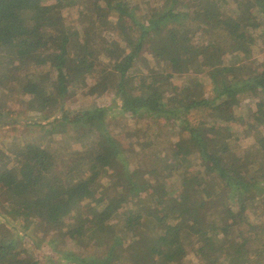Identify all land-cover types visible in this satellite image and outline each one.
<instances>
[{
	"label": "trees",
	"instance_id": "obj_1",
	"mask_svg": "<svg viewBox=\"0 0 264 264\" xmlns=\"http://www.w3.org/2000/svg\"><path fill=\"white\" fill-rule=\"evenodd\" d=\"M255 31L264 47V0H0V128L15 131L0 145V264H264L246 216L264 208V163L222 124L264 96ZM102 79L107 106L92 99ZM131 117L126 148L114 131Z\"/></svg>",
	"mask_w": 264,
	"mask_h": 264
},
{
	"label": "rangeland",
	"instance_id": "obj_2",
	"mask_svg": "<svg viewBox=\"0 0 264 264\" xmlns=\"http://www.w3.org/2000/svg\"><path fill=\"white\" fill-rule=\"evenodd\" d=\"M228 7V5H227ZM218 6H215L210 13L214 16H216L218 14ZM144 12H147V10ZM69 13H75L74 11L69 12ZM74 14L71 16V18H74ZM253 36V37H252ZM252 39H253V45H252V52H253V56L255 57L254 61H256L255 63L257 65L261 64L263 62L264 59V47H263V43H262V38L260 36V31H255L252 32ZM249 38V36L247 37V39ZM200 39L197 40L198 41ZM195 41V42H196ZM200 43V42H196ZM211 61L212 62H218L221 61V56L219 57H215L214 55H212V53L208 54ZM166 62L170 65H175L177 63H179V59L180 56L178 54H176L174 51H167L165 56H164ZM97 60V58L95 59ZM228 62H233L235 61V59H231L228 58L226 59ZM135 72H139L140 69L139 68H135L134 69ZM75 72L77 75L79 76H83L87 74V69H80L78 67L75 68ZM97 89H98V93H96V95H94L92 97L93 99V104H96L97 106H107L110 105L113 99V96L111 93H108V88L106 85V79H102L97 83ZM18 93L14 94V96H11L14 103L18 105L19 108H22V98H24V96H22V91L19 90L17 91ZM80 99V98H79ZM78 99V100H79ZM255 100L253 99H248L246 100L241 106L236 107L234 110H231V108L228 110L227 108H223L222 111V124L223 125H231L232 128H234L235 132L237 133L236 135H238L240 137L239 143L242 147L243 150H248L247 152V157L248 159L257 164V165H262L264 163V152L263 150L260 148L259 144H258V139L260 137V135L264 134V125H260L255 127V125L252 123L253 121H251L252 119H250V121H248L246 119L247 116V112H248V107H252V109H256L255 106V101H258L259 99H261L262 101H264V96L261 94H258L257 97H254ZM83 102V101H81ZM89 103V102H88ZM90 104V103H89ZM81 104H77V103H72L69 106H67L68 108H66L67 110H72V109H77L78 107H81ZM65 110V111H67ZM247 111V112H246ZM60 114V113H59ZM58 114V115H59ZM66 112L63 111L62 115H65ZM32 116V115H30ZM63 119V118H59ZM57 120V119H56ZM45 122V120H44ZM124 122V121H123ZM126 123V125H124ZM63 125V124H58V126ZM141 123L138 121V119L136 117H131L125 120V122L121 125H119L116 129H115V133L117 134L118 138H120V141L123 143V146H125L126 148L130 147L131 148V144H132V140H134L131 137V133L133 131H136L138 133H140L138 130L141 127ZM124 127V130H123ZM11 129V130H10ZM0 128V145H6L8 143V141L12 138V136L15 134V131H13L12 128ZM59 131V130H56ZM163 131L161 132L160 135H162ZM29 134H31V137H34L35 139L38 140H45V138H43V132L41 131H34L33 133L30 132ZM174 137V136H172ZM49 138V137H48ZM47 138V139H48ZM47 139L45 141H47ZM75 147H78V149H81L80 145H74ZM136 151H139V148H136ZM188 171V169L185 167L184 169H181V171H179L181 176H185L186 172ZM193 177V175L189 176V180H191ZM140 185L142 187V189L144 190L143 192H146V188H145V183L143 182V180H140ZM144 197H146L147 200H151V196H150V192H146L144 194ZM94 205V203H93ZM94 210V209H93ZM94 212L96 213V211L94 210ZM247 217H249V221H251L253 223V225H258V223L262 224L261 226L264 227V208L261 210H253V208L249 209L247 214ZM120 219H123V215L121 214ZM236 220H238V218L235 217ZM262 238H264V233L261 234ZM33 248V247H32ZM36 255L37 256H48L50 255V253H48L47 251H42V250H38L36 251ZM252 256H253V252H252ZM189 258L194 259V254L193 252H189ZM197 261V260H196ZM221 264H224L221 263Z\"/></svg>",
	"mask_w": 264,
	"mask_h": 264
}]
</instances>
